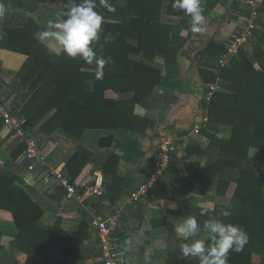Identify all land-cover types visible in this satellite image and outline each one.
Returning a JSON list of instances; mask_svg holds the SVG:
<instances>
[{"label":"trees","instance_id":"16d2710c","mask_svg":"<svg viewBox=\"0 0 264 264\" xmlns=\"http://www.w3.org/2000/svg\"><path fill=\"white\" fill-rule=\"evenodd\" d=\"M48 1L0 0L4 7L23 10L5 11L0 17V35L6 38L7 49L28 57L16 87L28 101L25 128L35 127L53 112L40 132L47 135L57 132L76 142L82 140L87 129L123 130L129 134L145 132L152 122L136 114L135 108L137 105L146 109L153 107L158 88L169 82L170 76L174 78L178 74L179 57L186 43V38L180 36L181 27L161 21L163 3L169 1L168 13L186 14L173 9V0H109L115 11H109L96 0L94 10L103 15L104 23L100 39L92 46L97 56L110 61L103 67L102 78L97 79L100 69L95 62L88 64L79 57L57 54L36 39L42 27L26 13L35 12L41 3ZM60 1L63 16L68 0ZM216 1L202 0L204 12L213 8ZM108 33L112 39L105 43ZM256 35L259 41L252 46V52L242 49L219 75L209 72L208 81H218L220 89L209 102H203L208 119L202 134L209 143L199 152L206 154L208 161L204 165L186 164L187 183L195 191L210 189L216 196L224 197L235 184L229 202L218 203L213 210L208 209L207 215H199L202 208L185 212V217L196 216L201 225L208 218L216 217L244 229L248 243L239 253L229 252L228 264H264V171L258 173L256 158L250 155L251 149H257L264 161V33L256 32ZM213 44L209 45L210 50ZM224 52L220 48L217 55ZM158 57L165 59L166 75L156 64ZM207 90L208 87L206 93ZM222 131L230 136L220 137ZM111 141L112 137L101 140L100 144ZM20 149L24 150L23 144ZM138 154L141 156L140 152ZM91 157L92 154L82 148L75 151L67 166L72 180ZM119 162V156L111 153L102 163L103 170L112 174V184L106 186L110 193L115 192V188L120 194L125 188L120 186L117 176ZM17 180L6 170L0 172V214H11L19 229L14 245L23 252L25 264H58L48 255L50 236L58 226L49 231L40 225L44 209L28 194L14 195L13 185ZM60 193L66 195V190L61 187ZM221 209L230 211L231 215L221 216ZM1 235L0 229V238ZM179 253L180 249L170 254L167 264H199L196 258H179ZM254 256L260 258L259 263L254 261Z\"/></svg>","mask_w":264,"mask_h":264},{"label":"crops","instance_id":"0c3cea01","mask_svg":"<svg viewBox=\"0 0 264 264\" xmlns=\"http://www.w3.org/2000/svg\"><path fill=\"white\" fill-rule=\"evenodd\" d=\"M216 2L213 8L203 13L207 23L201 33L192 32L190 16L168 13L169 1L163 3L161 21L181 27L180 36L186 38V43L179 57L178 74L174 78L170 76L169 82L158 88L153 107L146 109L137 105L135 108L136 114L152 122L145 132L129 134L123 130L87 129L80 142L67 139L57 132L51 135L45 133L47 136L43 144L50 162L56 171L62 172L72 183L80 186L85 196L83 202L74 198L67 199L65 193L61 195L62 186L46 185L43 177L48 169L42 166L33 170L29 168V162L25 158V144L16 139L14 132L0 120V172L6 170L18 178L13 185L15 196L28 194L44 209L40 220L43 228L50 231L58 226L49 241L48 255L53 261L58 264H103L98 234L91 219L93 216L109 217L118 213L121 218L116 231L117 245L124 264H145L144 252L147 248L153 249L148 264H167L169 255L179 249L181 241L174 229L176 224L186 218L185 212L197 208L213 210L218 203L229 202L235 184L231 185L226 196L218 197L210 189L206 192L195 191L187 183L189 173L186 164L204 165L208 161V156L199 150H205L209 143V139L202 134L208 119L203 102H209L206 89L215 83L208 79L209 72H214L213 67L219 57L217 51L220 48L225 50L224 45L231 34L246 26L252 13L248 0ZM52 6L56 8L47 12ZM62 6L63 2L60 0H49L41 3L35 12H27L26 16L36 20L43 30L49 19H64L60 14ZM4 8L9 12L23 11ZM58 8V12H54ZM257 16L259 20L253 47L259 41L256 32L261 35L264 33V5L257 11ZM212 43L214 48L210 50L209 45ZM6 44V38L0 35V99L10 102L26 123L24 112L28 101L21 97L22 92L16 91V87L19 86L18 75L28 57L7 49ZM253 47L248 51L252 52ZM203 51L207 53L202 54ZM156 64L166 75L165 59L158 57ZM201 70L204 71L202 74ZM52 113L35 127L29 128V132L40 134V128ZM219 136L228 138L230 134L222 131ZM111 137L113 141L110 143L100 144L101 140ZM166 137L173 138L176 143L171 166L155 183L151 194L141 196L138 188L148 180L153 158L161 140ZM21 144L24 145L22 151L19 150ZM134 145L138 148H133ZM79 148L91 153L92 157L86 166L80 168L76 179L72 180L67 166ZM111 153L120 158L117 176L120 186H125L120 194L115 188L113 193L106 189L107 185L112 184V174L103 170L102 163ZM250 155L256 158L258 173L264 171L260 151L251 149ZM95 183L103 188V193L96 197L91 196L90 190L84 186H93ZM173 204L177 205L175 210L170 207ZM0 215V264H25L23 252L14 245L19 233L18 226L13 222L11 214ZM129 237L135 241V246L131 252H125L124 241ZM199 238H205L204 234L201 233ZM178 257L182 258L183 255L179 253ZM254 261L259 263L260 258L254 256Z\"/></svg>","mask_w":264,"mask_h":264},{"label":"clouds","instance_id":"9594fccd","mask_svg":"<svg viewBox=\"0 0 264 264\" xmlns=\"http://www.w3.org/2000/svg\"><path fill=\"white\" fill-rule=\"evenodd\" d=\"M100 5L109 11H115V6L109 0H99ZM97 7L96 0H68L67 10L63 13L62 20L49 19L45 28L36 35V39L50 51L57 54L64 53L71 58L79 57L84 62L99 66L96 73L97 79L102 78L103 67L110 61L97 56L94 42L100 39L103 31L104 17L94 9ZM173 9L182 10L191 18V30L194 33L204 31L207 23L203 14L202 0H173ZM5 14V8L0 4V17ZM105 43L112 39L111 33L105 36ZM173 210L177 205L170 206ZM208 214L207 208H202L199 215ZM220 215L229 217L231 212L221 209ZM175 233L180 239V253L185 258H196L199 264H228L230 251L239 253L248 243V235L244 229L233 223H225L216 217H210L201 223L196 216H187L181 223L175 225ZM203 233L205 238H199ZM125 252H131L135 241L129 237L124 241ZM153 253L152 248L144 252L145 264ZM124 264V260L120 261Z\"/></svg>","mask_w":264,"mask_h":264},{"label":"built area","instance_id":"2783aa9c","mask_svg":"<svg viewBox=\"0 0 264 264\" xmlns=\"http://www.w3.org/2000/svg\"><path fill=\"white\" fill-rule=\"evenodd\" d=\"M248 1L252 6V13L248 17V23L246 26L234 31L225 43V52L216 59L213 67V71L218 75L230 65L242 49H249L254 43V33L259 20L257 11L264 5V0ZM219 89L218 81L209 85L207 90L208 97H212L214 92ZM0 120H3L5 126L14 132L16 139L25 144V158L29 162V168L33 170L38 166H42L48 169V173L43 177V182L46 185L50 187L62 186L66 190L65 196L67 199L74 198L80 203L84 201L85 196L80 186L72 183L62 172L54 169L43 144L47 136L45 133H30L24 126L25 121L15 112L11 103L1 99ZM175 151L176 143L173 138L166 137L161 140L159 149L153 158L149 178L140 184L138 188L139 195L148 196L151 194L155 183L170 168ZM84 186L90 190L91 196L96 197L103 193V188L100 184L95 183L93 186L86 184ZM120 218L121 215L117 213L109 217L93 216L91 219V224L98 234L103 264H120L122 260L117 245L118 237L116 236Z\"/></svg>","mask_w":264,"mask_h":264},{"label":"rangeland","instance_id":"374dc122","mask_svg":"<svg viewBox=\"0 0 264 264\" xmlns=\"http://www.w3.org/2000/svg\"><path fill=\"white\" fill-rule=\"evenodd\" d=\"M54 7H55V6H52L50 9H47L46 11L48 12V10H49L50 12H52V11H53V9H52V8H54ZM55 8H56V7H55ZM58 10H59V8L57 9V11H56V10H54V12H56V13H57V12H58ZM46 11H45V12H46Z\"/></svg>","mask_w":264,"mask_h":264}]
</instances>
